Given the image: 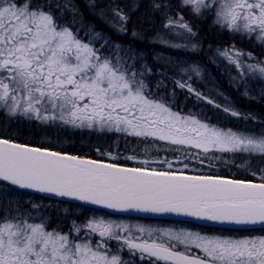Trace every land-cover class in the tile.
Listing matches in <instances>:
<instances>
[{"label": "snow or ice", "instance_id": "obj_1", "mask_svg": "<svg viewBox=\"0 0 264 264\" xmlns=\"http://www.w3.org/2000/svg\"><path fill=\"white\" fill-rule=\"evenodd\" d=\"M184 5L191 6V12L197 15L214 11V22L219 26L250 37L256 34V39L264 43V0H181ZM100 7L101 18L107 12L118 22V27L112 24L116 31H128V13L112 4ZM137 8L133 5L130 11ZM170 8L155 0L152 4V9L166 20L164 28L179 36L194 35L182 16L169 14ZM177 28L182 31L175 32ZM132 36L139 34L133 30ZM100 38L101 34L95 32L84 42L68 26L57 24L50 2L0 0V109L8 117L59 121L77 128L123 134L126 143L128 137L137 138L150 142L156 151H161L157 145L163 143V151L180 155L173 159H141L139 167H123L0 139V197L32 190L120 211L175 214L220 224L264 225V168L259 169V183L218 174H188L196 172L197 165L212 168L213 161L235 164L234 160L223 159L229 154H258L264 159V131H234L174 111L162 97L153 98L143 80L145 73H138L134 63H128L137 58L131 47L116 44L114 58L102 56L93 46V39ZM153 41L170 44L159 32ZM219 54L239 69L241 80L245 76L264 80V61H242V57L255 59L251 53L233 46ZM179 72L198 76L200 69L190 65L179 68ZM174 83L214 103L190 83ZM244 95H248L247 85ZM260 96L264 99V89ZM223 111L245 120L256 119L230 108ZM143 152L149 154L150 149L145 146ZM126 159L136 160L137 156ZM251 174L256 176L255 172ZM21 207L17 203L0 218V264H126L110 252L109 240L122 241L141 258L145 254L154 258L151 264H264V235H209L183 227L130 225L103 217L82 224L73 221L70 232L62 233L48 230L43 215L33 216ZM38 207L32 205L33 209ZM37 219L41 222H31ZM93 234L99 235L98 242L92 240ZM194 250L203 255L193 254Z\"/></svg>", "mask_w": 264, "mask_h": 264}, {"label": "trees", "instance_id": "obj_2", "mask_svg": "<svg viewBox=\"0 0 264 264\" xmlns=\"http://www.w3.org/2000/svg\"><path fill=\"white\" fill-rule=\"evenodd\" d=\"M79 11V10H78ZM155 14L154 11H152ZM146 20L152 18V15L142 14V19ZM72 20L78 21L80 19L79 14H75L71 18ZM64 20V18H62ZM79 22V21H78ZM87 28L89 25L84 24ZM141 34L144 30L139 28ZM221 37V33L216 30V28H204L202 29V36L208 38H213L217 36ZM120 43L121 45L128 46L129 43L126 42H97L96 46L101 48L102 54L114 58L117 54L114 45ZM103 45V46H102ZM124 47V46H122ZM120 55L123 56L122 52ZM113 62H115L113 60ZM129 64L134 63L135 70L139 72H144L143 80L148 86V89L152 93L154 98H163V102L171 106L174 110L182 113H190L199 116L205 121L213 125H221L227 127H234L242 129L245 131H264V99L260 96V91L258 87L251 88L256 90H251L250 94L253 95L244 97L242 93L235 91H227L226 93H231L233 96V101H225L224 98L218 97L216 92H208L202 84L198 83L195 88L196 92H199L202 97H208L210 100L214 101L213 104H209L207 101L198 98L195 93H191L187 88L181 89L177 86L174 81L177 78L174 75L165 76L163 72L164 66L159 62H156L152 57L144 58L142 60H135V62L129 60ZM151 69L150 72L146 71ZM171 72V71H170ZM173 73V72H171ZM259 84L258 86H260ZM208 92V94H207ZM256 96V98L254 97ZM216 105H220L219 108ZM224 108L234 109L241 112L244 115L251 114L256 119H242L238 117H233L228 112H224ZM3 127V132H0V137L12 139L21 143H27L29 145H35L40 147H46L52 150H56L63 153H70L73 155H79L84 157H90L94 159L109 161L113 163H119L128 166L139 167L140 164L137 161L127 160L125 154L140 153L142 147L150 146V152L155 151V159L167 156L169 159H173L175 156L180 155L179 153H171L168 151H163L162 149L166 147L163 143L157 145L161 151H156L152 149L150 142H142L137 138L128 137L127 143L126 138L123 134L100 132L98 130L82 128L69 129L59 125L53 126H37L36 123H30L22 120H0V128ZM150 144V145H148ZM135 147V151L132 149ZM99 149V151H97ZM112 152L114 155L111 157L104 155V153ZM135 156V155H134ZM183 158V157H181ZM228 161H235L233 163H224L222 161H213V167H200L196 166V172L189 171L188 174H211V175H221L224 177H230L234 179L242 180H252L256 182H261L260 168H264V159H262L258 154H237L236 156L227 155L223 158ZM239 166V167H238ZM180 167V165H176ZM255 172L256 176H252L251 173ZM29 194L34 195L35 201L46 202L54 201L50 198H45L44 195L28 191L19 190L16 195ZM11 197H0L1 208L8 209L17 203L22 206L27 201L23 198L15 199ZM3 198V200H2ZM19 198V197H17ZM22 198V197H21ZM55 206L44 208L47 210L58 209L60 205H69L72 209H86L88 211H99L104 210L102 208L80 204L78 202L70 200L57 199L55 201ZM78 207V208H77Z\"/></svg>", "mask_w": 264, "mask_h": 264}, {"label": "flooded vegetation", "instance_id": "obj_3", "mask_svg": "<svg viewBox=\"0 0 264 264\" xmlns=\"http://www.w3.org/2000/svg\"><path fill=\"white\" fill-rule=\"evenodd\" d=\"M174 3H169L168 0H155V2H163V3H169L172 6V9H174L175 13L177 15H180L184 18V8H187L188 10H191V6L184 5L181 6V0H172ZM42 3L44 2H50L52 4V14L54 18L56 19L57 24H59L58 16L59 10L66 7V6H73L75 11V14H79L81 17L80 19L84 22V24L93 26L97 30H100L104 35L105 38L98 39L96 41L93 40V43H99V42H126L129 44L134 45V47L142 52H144L145 57H153L156 51H154V48L152 45H149L147 40H149L152 36L155 37L157 32L165 31L166 28L163 27L165 21L162 18L161 14L158 15V19H156V14H153L152 11L150 12L149 9H152V4L154 0H41ZM112 4L114 7L119 6V8L123 9L126 13L130 15V23L127 25L128 31L123 35H119L116 33L115 28H111L110 26L106 25L101 17H95L93 11L97 8H101L100 5H108ZM57 5H59V8H57ZM133 5H138V8L135 11H130V9L133 7ZM47 10V9H46ZM79 10V11H78ZM143 11V12H141ZM149 12L153 18L143 19L142 14ZM148 13V14H149ZM211 14V18L207 20V26L208 28H216L218 32L221 33V40L220 42H223L225 39H228L231 37L229 36L228 32H223L219 30L217 27H213L215 24V13L214 11H205L204 15ZM72 15V16H74ZM72 16H70L68 13L65 14L64 20L66 24L70 28H72ZM154 22L152 23L151 22ZM185 20V19H184ZM189 23V20H185ZM118 25V22H114ZM92 24V25H91ZM60 25V24H59ZM210 26V27H209ZM219 27V26H218ZM139 28L144 30V33L141 34L139 31ZM74 31L75 29L72 28ZM135 30L140 36L146 37L145 40H139L137 38H134L132 36V31ZM230 31L231 30H228ZM233 32V31H232ZM244 41L242 43H247L250 50L248 53H254V43H257L255 41V34H253L251 37L248 36L245 33H242ZM91 36L85 37L84 39H91ZM195 39L200 40H206L207 38L202 36V29L198 28L197 33L194 36ZM87 41V40H86ZM207 43V42H206ZM204 43L203 45H205ZM231 44V43H230ZM163 45V44H162ZM160 45V50H163V46ZM221 47V46H220ZM99 48V47H97ZM102 48V47H101ZM100 49V53L102 54V49ZM207 49V48H206ZM212 51L215 48H210ZM254 50V51H253ZM153 51V52H151ZM162 52V51H161ZM102 56H105L102 54ZM194 57V56H192ZM9 120L7 115L0 112V120ZM22 120L26 122L35 123L36 120H29L27 118L23 117H11L10 120ZM23 206V205H22ZM2 205H0V218H2L5 211L11 210L13 207L8 209L1 208ZM21 211L30 212L33 216H39L43 215L47 219V228L48 230L57 229L58 231L62 233H69L70 229L72 227V222L76 221L78 224H82L85 220L96 217L100 218L103 217L105 219H110L113 221H120L124 223H128L130 225H144V226H151V227H159V228H167V227H183L188 228L193 231H201L202 233H207L209 235H224V236H259L264 235V227L256 228V229H220V228H212V227H199L197 224L193 223L189 220H183V219H176V218H169V217H159V216H146L141 214H131V213H116L111 211H88L86 209H76V210H47V209H29V208H21ZM31 222H41L39 219ZM74 235V234H73ZM83 236V233L80 234ZM138 235V234H137ZM86 238V237H85ZM99 235L93 234L92 240L94 242L99 241ZM108 247L110 249V252L112 254H117L121 257L123 261L126 262V264H151V260L154 258H149L145 254L143 258H141V254L138 251H130L126 246L123 245L122 241L117 240H109ZM180 250H183V247H180ZM193 254H200L203 255L202 252H196L194 250ZM156 264H165L163 261H157ZM170 264V262H168Z\"/></svg>", "mask_w": 264, "mask_h": 264}, {"label": "rangeland", "instance_id": "obj_4", "mask_svg": "<svg viewBox=\"0 0 264 264\" xmlns=\"http://www.w3.org/2000/svg\"><path fill=\"white\" fill-rule=\"evenodd\" d=\"M168 2L174 3L172 0H168ZM74 11H75V9L73 6H66V7L59 10V14L62 17H64L65 14H67V13L70 16H72V15H74ZM100 11H101V8L95 9L93 11L94 16L100 17V15H99ZM149 11L151 12L154 10L150 8ZM141 12H143V11H141ZM154 12L156 14L155 20H157L158 15H160V13L157 11H154ZM148 13L149 12H146V14H148ZM169 14L172 15L173 17L177 16L174 9H172V6L170 8ZM153 17L154 16H152V18ZM210 18H211V14L197 15V14L192 13L191 10L184 8V19L189 20V24L193 29L194 35H192L191 37L179 36V35H175L174 33H171L170 29H166L165 31H161L159 33L166 40H168L170 42L169 45H167V46L162 45L158 41L154 42L153 36L149 40L146 41V42H148L149 45H152L154 48V51H156V53L154 54V56L152 58L156 62H159L161 65L164 66L163 72L165 73V76L174 75L177 78V81L188 82L192 85V88H195V86L198 83H200V84L203 83L206 91L216 92L218 97L224 98L225 101H230V100L233 101V96L231 95V93H226L227 91H235V92L237 91L239 93H242L243 96L246 97V95H244V93L246 91V85H247L248 94H250L251 90H253V91L256 90V89H251V88L258 87L259 89H264V80H261L258 76L255 78L245 76V78L243 80H241L239 69H237L235 67V65L231 64L225 57H223L219 54V52H223L225 49L231 50L233 48V46L235 47L236 50L246 52V53H248L250 50H252L249 48L247 43L246 44L242 43V42H245L242 33L227 31L226 28H223V27H221L215 23L213 27H217L219 30H221L223 32H228L229 36H231L229 38V40L225 39L223 42H220L219 40H221L223 38H221L219 35L217 37L208 38L206 40H200L198 38L195 39L194 36L197 33V29L198 28L204 29V28L208 27L207 26V20ZM81 19H82V17H81ZM81 19L78 20L79 22L76 21L75 24L72 23V28H74L75 31L71 28L74 33H77L79 39H81L84 42H88L89 39H84V38L88 37V36H91L90 38H92V34L95 32L100 33L101 38H105V35L100 30H97L93 26H88L86 28L84 25V22L82 21L84 19H82V20ZM102 20L104 21V23L106 25L110 26L112 29L114 28L112 26V24L115 21L113 20L111 13L106 12V16L104 18H102ZM164 21L166 23L165 19H164ZM151 22H152V20H151ZM152 23H154V22H152ZM180 31H182V30H180L178 28L175 29V32H180ZM116 33H118L121 36H123L125 34V33H120L118 31H116ZM255 36H256V34H255ZM136 38L139 40H142V41L146 39V37L140 36V35ZM240 39L242 42L240 41ZM93 40L96 41L98 39H93ZM255 41L257 42V43H254V45H255L254 50L255 51L253 50L254 53L253 52L251 53L252 56L255 57V59H252L249 57H242V61H246L247 63H258L260 61H264V43L258 41L256 39V37H255ZM105 42H108V41H105ZM204 43H206V44L203 45ZM94 44L95 43H93V46L95 48H97ZM118 44L121 45L120 43H118ZM172 44L187 45V47L177 48V47H172L171 46ZM160 45L163 46V48H164L163 50H160V48H155V47H160ZM192 45H197L198 47L194 49L192 47ZM121 46L131 47V49H133L134 53L136 54V57H137L136 60H142V59L146 58L144 52L136 49L134 47V45H132V44H128V46H126V45H121ZM210 48H212V49L215 48V49L212 51ZM97 49H99V48H97ZM218 50H219V52H218ZM151 52H153V51H151ZM192 56H194V57H192ZM190 65H197L199 67L200 73L198 76L196 74H193V73L181 74L179 72V68H181V67L187 68ZM170 71L173 73H171ZM189 76L191 77V79H189ZM259 84H261V85L258 86ZM208 92H207V94H208ZM249 96L253 97L252 94H250ZM254 97L256 98V96H254ZM0 112L4 113V110L0 109ZM182 114L193 115L190 113H182ZM195 116L198 119H200L204 122H207L204 119L198 117L197 115H195ZM8 118L10 120L11 117H8ZM35 123L37 126H39V125L40 126H50V125L56 126V125H59V126L69 128V129H74V130L77 129V127L62 124L59 121L49 122V123L36 121ZM207 123H209V122H207ZM216 126L221 127V128H226V129L231 128L234 131L254 132L256 134H260V132H257V131H245L242 129H238V128H234V127L221 126V125H216ZM3 129L4 128L1 127L0 132H3ZM82 129L86 130L89 128H82ZM92 129L97 130L96 128H92ZM148 145H150V144H148ZM147 147L149 148L150 146H147ZM143 149H144V147L139 149V150H141L140 153L134 154L135 156H137V159L133 160V161L139 162V160H141V159H155L154 157H151L152 155H154L155 151H151L149 154H144ZM134 155H132L129 152L125 154L126 157L134 156ZM17 197H19V198H17ZM13 198L21 199V200L24 198L27 202L24 203V205L21 208L26 207V208H29L30 210L31 209L33 210L32 205H38L39 207L36 209H41V208L44 209V208L53 207V206H55V203H56L54 201L38 202V201H35L36 197L34 195H29V194H22L20 196L15 195ZM2 200H3V198H2ZM12 207H14V205ZM57 208H58L57 210H71L72 209L69 205H67V206L60 205ZM54 210H56V209H54Z\"/></svg>", "mask_w": 264, "mask_h": 264}, {"label": "water", "instance_id": "obj_5", "mask_svg": "<svg viewBox=\"0 0 264 264\" xmlns=\"http://www.w3.org/2000/svg\"><path fill=\"white\" fill-rule=\"evenodd\" d=\"M0 139H5V138H0ZM16 142V141H15ZM16 143H19V142H16ZM29 146H32V147H39V146H35V145H29ZM49 149V148H48ZM50 151H56V150H52V149H49ZM63 153V152H62ZM68 155H73V154H70V153H66ZM74 156H79V155H74ZM82 158H85V159H90V160H98V159H94V158H90V157H84V156H80ZM105 163H111V162H107V161H104ZM121 166L123 167H133V166H127V165H122L120 164ZM190 175H194V174H190ZM225 178H228V179H232V178H229V177H225ZM254 182V181H253ZM256 183H259V182H256ZM32 191V190H31ZM39 193V192H38ZM45 196H49V197H54V198H62V199H69V200H73V201H77V202H80V203H83V204H86V205H91V206H96V207H101L107 211H111V212H117V213H133V214H141V215H147V216H160V217H169V218H178V219H190V220H193L199 224H203V225H214V226H221V227H234V228H245V227H261V226H264V225H261V224H256V225H235V224H220V223H215V222H211V221H203V220H197L193 217H187V216H177L175 214H154V213H144V212H137L135 210H129V211H120V210H115V209H109V208H106L104 206H100V205H93V204H90V203H87V202H84V201H79V200H76V199H73V198H67V197H56L52 194H46V193H41Z\"/></svg>", "mask_w": 264, "mask_h": 264}]
</instances>
